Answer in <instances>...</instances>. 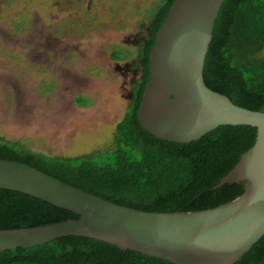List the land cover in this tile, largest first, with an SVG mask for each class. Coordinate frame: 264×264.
Listing matches in <instances>:
<instances>
[{"label": "trees", "instance_id": "trees-1", "mask_svg": "<svg viewBox=\"0 0 264 264\" xmlns=\"http://www.w3.org/2000/svg\"><path fill=\"white\" fill-rule=\"evenodd\" d=\"M176 0L152 9L134 67L139 77L115 149L76 158L52 157L18 142L0 140V159L35 168L70 186L119 206L149 212H196L217 208L244 194L247 182L217 186L256 143L251 126H220L198 141L161 140L139 122L151 74L157 33ZM264 0H226L213 31L204 80L235 105L264 112ZM124 54V55H123ZM126 54L114 51L116 62ZM82 101L79 100L78 103ZM79 216L32 196L0 189V230L77 220ZM0 264H173L85 237H64L34 248L0 253ZM235 264H264V237Z\"/></svg>", "mask_w": 264, "mask_h": 264}, {"label": "water", "instance_id": "water-1", "mask_svg": "<svg viewBox=\"0 0 264 264\" xmlns=\"http://www.w3.org/2000/svg\"><path fill=\"white\" fill-rule=\"evenodd\" d=\"M226 0H176L157 33L139 122L153 136L198 141L220 126L257 129L255 145L221 183L247 182L217 208L149 213L116 205L35 168L0 159V189L23 193L79 216L27 229L0 230V253L64 237H85L173 264H235L264 237V112L235 105L204 80L215 23Z\"/></svg>", "mask_w": 264, "mask_h": 264}, {"label": "rangeland", "instance_id": "rangeland-1", "mask_svg": "<svg viewBox=\"0 0 264 264\" xmlns=\"http://www.w3.org/2000/svg\"><path fill=\"white\" fill-rule=\"evenodd\" d=\"M160 2L0 0V140L63 158L115 149Z\"/></svg>", "mask_w": 264, "mask_h": 264}, {"label": "flooded vegetation", "instance_id": "flooded-vegetation-1", "mask_svg": "<svg viewBox=\"0 0 264 264\" xmlns=\"http://www.w3.org/2000/svg\"><path fill=\"white\" fill-rule=\"evenodd\" d=\"M142 38H143V37H141V38L138 39L139 44H141V39H142ZM130 97H131V99H132V91H131V93H130Z\"/></svg>", "mask_w": 264, "mask_h": 264}]
</instances>
